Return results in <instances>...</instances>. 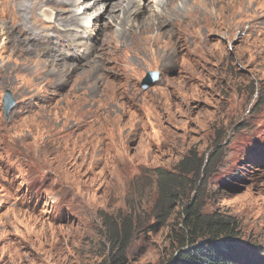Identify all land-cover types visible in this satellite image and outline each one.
<instances>
[{
    "label": "rangeland",
    "instance_id": "374dc122",
    "mask_svg": "<svg viewBox=\"0 0 264 264\" xmlns=\"http://www.w3.org/2000/svg\"><path fill=\"white\" fill-rule=\"evenodd\" d=\"M51 1L41 3L49 2L43 8L55 21L64 9ZM169 2L167 10L148 2L140 10L125 0L130 10L106 17L113 25L107 40L94 41L75 29L73 10L48 25L31 14V0H0V173L18 180L15 192L0 186V264H104V217L123 226L128 221L117 216H131L133 207L140 209L134 217L147 215L156 197L153 170H172L191 149L204 159L219 154L203 212L232 216L242 236L217 241L214 250L223 249L230 264H264V0ZM183 6L190 16L177 23L172 11ZM2 24L28 41L53 32L77 49L74 58L84 55V69L40 58L54 46L64 53L62 40L46 38L35 53L26 41L8 39ZM80 40L82 47L74 45ZM99 40H106L107 60L94 64L87 58L100 50ZM159 71L161 79L143 89ZM8 91L20 106L6 115ZM176 214L157 229L141 220L128 264L170 258L169 228L183 224Z\"/></svg>",
    "mask_w": 264,
    "mask_h": 264
},
{
    "label": "trees",
    "instance_id": "16d2710c",
    "mask_svg": "<svg viewBox=\"0 0 264 264\" xmlns=\"http://www.w3.org/2000/svg\"><path fill=\"white\" fill-rule=\"evenodd\" d=\"M216 153L217 151L204 159L200 157L197 149H191L190 155L183 156L172 170L165 167L155 168L153 172L156 184L149 183V186L152 190L155 188L156 197L150 210H143L147 213L144 217L141 214L138 217L133 216L140 211L137 207H133L131 216L127 218L117 216L124 219L125 223L128 221L123 226L114 217H104L105 226L108 224L109 230L105 234L109 249L104 256V264H128L126 250L133 241L136 228H140L141 220L145 227L157 229L170 225L169 220L174 213H177L176 217L182 214L183 224L180 230H175L172 226L169 228L170 258L162 264H230L223 249L214 250L213 242L223 240L229 244L242 238L238 232V222L232 216H224L218 211L203 212L204 189L213 191L209 189V181L221 165L219 154ZM121 227L123 232L121 230L119 233ZM122 249L123 255L119 256Z\"/></svg>",
    "mask_w": 264,
    "mask_h": 264
},
{
    "label": "clouds",
    "instance_id": "9594fccd",
    "mask_svg": "<svg viewBox=\"0 0 264 264\" xmlns=\"http://www.w3.org/2000/svg\"><path fill=\"white\" fill-rule=\"evenodd\" d=\"M54 1L55 0H52L51 2H54ZM48 3L49 2L45 3V5H42L41 0H39V1L38 0H31V3H30V10L32 11L31 14H34L36 17L44 19L46 22H43V23L50 25V24L56 23L55 21L59 18L58 15H63L67 10H73V12L77 16V25L75 26V29L78 28V26L80 25V32H83L86 34L85 36H83L81 34L82 37L96 41L102 35H104L105 39L107 40V36L109 35V31H111L113 25L111 23H107L108 21L105 18L104 19L102 18L103 21L105 20L103 23L104 26L99 25L98 18L101 17V15L97 16V14L104 12V10L99 9L101 6L98 7L97 9H93L92 8L93 3H94L93 0H86L84 2H80V0H74V4L72 7H69V6L64 7V4H67L68 2L66 0H61V6L64 9L63 14H58L57 19L55 21H53L54 12L48 8H43ZM152 4H154V3H152ZM162 8H164V7H162ZM164 9H166V8H164ZM123 10H130V8H126V6H125V8H123ZM22 15H23V11H22ZM47 15H48V17H46ZM0 21H2L1 18H0ZM25 23H26V20L23 19L24 32L28 33L26 31ZM39 23H41V22H37L35 24H39ZM109 24L111 25V29L107 31V30H105L106 25H109ZM2 25H3L4 34L6 35V37L8 39L15 40V42L18 41L19 39L26 41L27 44L25 47L29 46V47L35 49V53H37L36 49L41 45V43L46 38L50 39L54 45H57L59 43V39H57V35L53 34V32H49V31L43 32V33H48V37L46 36L45 38H42V39H32V40L28 41L27 40L28 34H26V33L21 34L18 31L7 33L5 31V24H2ZM26 25L29 27V25L27 23H26ZM62 25H63V23H62ZM29 28L32 29V27H29ZM76 32L77 31H74L73 33L68 34V35H72V34L74 35ZM34 35H30V36H34ZM66 39L68 40V36H66ZM106 40H105L103 45H102V40H99L98 43H100V46H101L100 50L97 51L94 55H92L91 57H89L87 59L94 60V64L96 63V60L99 61L101 58H102V60H107L105 58V56L108 54V52L104 51V48L107 46ZM79 42H81V44L78 43V44H74V45H80L82 47V45L84 43L81 40ZM68 43H69V41H68ZM47 56L50 57L51 59H56L58 61L63 59V58H66L70 61V64L77 65L80 68L84 69L83 62H82V61L86 60V59L83 60L82 56H84V55H81L80 58H74V57L68 56V55L60 52L59 49H57L54 46V48L51 49L49 52H47L45 54H41L40 58L46 62H49V60L47 59ZM148 72H150V71H148ZM159 72L161 74V71H159ZM161 77H162V74H161ZM161 77H160V79H161ZM50 82H52V76H51V81H49L47 84H49ZM47 84H45V85H47ZM56 88H57V90L62 91V90H64V85L58 84ZM8 93L10 94V97H8V99L15 100L13 98L11 92L8 91L6 94L8 95ZM45 100L46 99L44 97V100H42V101L44 102ZM14 106H20L19 102L16 101V104ZM14 106H13V108H14ZM13 108H11L7 114H9L11 111H13ZM0 186H2L5 190H7L9 192H15L17 190L18 180H17L16 176L14 175V173H12V171H9V173H6V174L0 173ZM217 241H220V240H217ZM217 241H214L213 244H216Z\"/></svg>",
    "mask_w": 264,
    "mask_h": 264
},
{
    "label": "bare ground",
    "instance_id": "6f19581e",
    "mask_svg": "<svg viewBox=\"0 0 264 264\" xmlns=\"http://www.w3.org/2000/svg\"><path fill=\"white\" fill-rule=\"evenodd\" d=\"M119 1H121V2H119ZM110 2H112V3H110ZM117 2H119L118 4H115V5H113V3H117ZM122 2H125V0H109V2L108 1H106V0H95V3H94V5L92 6V8L93 9H97L98 7H100L99 9H102V10H104V12H102V13H99V14H97L98 16L99 15H101L102 17H100V18H105L106 19V17H109V16H112V18H113V20H115L114 18H115V14H116V12L118 11V10H123L122 9V7L123 8H125L124 6H123V4H122ZM142 2H144V3H146V2H148V3H154L155 5H157V6H160V7H166V6H168V7H170L171 5H170V2H169V0H132V5L133 6H140L141 5V3ZM120 3L122 4L121 5V7H120ZM148 5V4H147ZM146 5V6H147ZM115 7H117L116 9H114ZM118 7H120L119 9H118ZM126 8H130V7H128V6H126ZM140 8V10H141V6L139 7ZM138 8V9H139ZM98 9V10H99ZM183 9H184V6H183V8H179V9H176V10H173L172 12H175L176 13V15H177V23H179L178 22V18H181V16L183 15L184 17H189L190 16V14L189 13H184L183 12ZM139 11V10H138ZM124 12V11H123ZM76 15V14H75ZM160 15V14H159ZM111 18V17H110ZM73 19V18H72ZM125 19H126V17H125ZM152 19H153V17H152ZM127 20V19H126ZM167 20V19H166ZM169 21V20H168ZM171 21V20H170ZM125 22V20L123 21V24H125L124 23ZM128 22V21H127ZM126 22V23H127ZM133 22V21H132ZM154 22V21H153ZM167 22V21H166ZM122 23V22H121ZM107 26V25H106ZM150 26V25H149ZM122 29V28H121ZM125 30V29H124ZM151 30H153V31H155L156 30V27H154V26H150L149 28H148V30L147 31H151ZM123 31V30H122ZM126 31V30H125ZM124 31V32H125ZM152 31V32H153ZM141 34V33H140ZM143 34V33H142ZM138 38V37H137ZM149 38V37H148ZM155 38V37H154ZM150 39L152 40V42L154 41V39H153V35H151L150 36ZM62 40V47H60L61 48V50L64 52V54H66V55H68V56H71V57H76L77 55H78V51H77V49L73 46V45H69L67 42H64V39L63 38H60L59 39V42ZM129 40V39H128ZM146 40V39H145ZM145 40H143V41H145ZM150 41V40H149ZM134 42V41H133ZM139 42V41H138ZM142 45V44H141ZM144 46V45H143ZM64 47H66L65 49H66V51H64L63 49H64ZM150 48V47H149ZM148 48V49H149ZM176 48V47H175ZM12 94V93H11Z\"/></svg>",
    "mask_w": 264,
    "mask_h": 264
},
{
    "label": "water",
    "instance_id": "95a60500",
    "mask_svg": "<svg viewBox=\"0 0 264 264\" xmlns=\"http://www.w3.org/2000/svg\"><path fill=\"white\" fill-rule=\"evenodd\" d=\"M161 77L160 72H156V73H149L148 77L145 78L142 82V87L143 89H148L151 86L155 85L157 82V79ZM8 97H10V94L8 93ZM16 104L15 100H11L10 104L6 106V110H5V114L7 115V113L9 112V110L11 108H13V106Z\"/></svg>",
    "mask_w": 264,
    "mask_h": 264
}]
</instances>
